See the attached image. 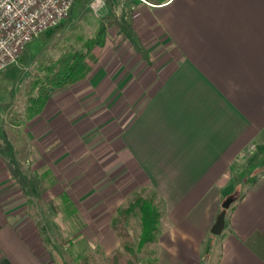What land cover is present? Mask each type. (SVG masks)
Masks as SVG:
<instances>
[{"label": "crops", "instance_id": "0c3cea01", "mask_svg": "<svg viewBox=\"0 0 264 264\" xmlns=\"http://www.w3.org/2000/svg\"><path fill=\"white\" fill-rule=\"evenodd\" d=\"M129 1L91 74L129 113L123 169L163 205L156 264H264V0ZM7 170L0 156V264H50L6 217Z\"/></svg>", "mask_w": 264, "mask_h": 264}, {"label": "rangeland", "instance_id": "374dc122", "mask_svg": "<svg viewBox=\"0 0 264 264\" xmlns=\"http://www.w3.org/2000/svg\"><path fill=\"white\" fill-rule=\"evenodd\" d=\"M129 6V0H76L69 18L40 34L0 79V156L11 173L3 182L5 215L21 231L33 229L37 249L50 264H79L88 256L97 264H110L118 252V262L128 264L129 255L113 230L118 211L139 196L163 208L144 178L123 169L117 143L129 113L118 104L122 98L93 90L97 82L91 73L74 87L52 89L44 112L31 121L26 117L32 82L43 74L41 65L57 61L70 45L85 50V41L101 27L109 37L115 13L122 20ZM105 46L100 55L96 49L102 61L94 65L96 70L113 55L115 46ZM115 50L121 57L123 48ZM126 72L121 67L120 73ZM128 223L137 248L142 233L138 211ZM153 244L138 252V264H156Z\"/></svg>", "mask_w": 264, "mask_h": 264}, {"label": "trees", "instance_id": "16d2710c", "mask_svg": "<svg viewBox=\"0 0 264 264\" xmlns=\"http://www.w3.org/2000/svg\"><path fill=\"white\" fill-rule=\"evenodd\" d=\"M106 37V28L101 27L95 37L85 41V50L70 45L57 61L49 59L48 64L41 65L40 71L43 74L38 73L35 76L31 85V94L26 104V117L28 120H34L44 112L48 104L47 96L52 89L64 91L87 79L93 71L94 65L98 64L100 60L98 54H96V49L99 50L100 55L101 50L106 45ZM82 39L79 38L80 41ZM35 91H37L36 96L33 95ZM137 211L140 214L142 233L136 248L127 228L129 217ZM160 219V209L152 201H148L141 196L130 201L127 207L118 211V217L113 222V230L121 240L123 250L129 255L128 264H138V252L145 246L156 242ZM113 257L115 259L110 261V264H120L118 259L122 258V255L118 252ZM130 260L132 263H130ZM79 264L97 263L93 256H88L82 258Z\"/></svg>", "mask_w": 264, "mask_h": 264}, {"label": "built area", "instance_id": "2783aa9c", "mask_svg": "<svg viewBox=\"0 0 264 264\" xmlns=\"http://www.w3.org/2000/svg\"><path fill=\"white\" fill-rule=\"evenodd\" d=\"M76 0H0V79L27 46L60 26Z\"/></svg>", "mask_w": 264, "mask_h": 264}, {"label": "water", "instance_id": "95a60500", "mask_svg": "<svg viewBox=\"0 0 264 264\" xmlns=\"http://www.w3.org/2000/svg\"><path fill=\"white\" fill-rule=\"evenodd\" d=\"M234 203L233 199H228L223 205V211L220 213L214 227L212 228V234L215 236H220L224 229H225V222H226V212Z\"/></svg>", "mask_w": 264, "mask_h": 264}]
</instances>
